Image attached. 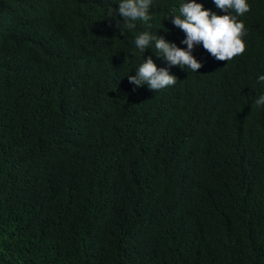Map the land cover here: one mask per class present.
<instances>
[{
    "label": "trees",
    "instance_id": "16d2710c",
    "mask_svg": "<svg viewBox=\"0 0 264 264\" xmlns=\"http://www.w3.org/2000/svg\"><path fill=\"white\" fill-rule=\"evenodd\" d=\"M0 0V264H264V0L246 50L196 72L135 38L187 50L192 0ZM217 15L213 0H195ZM151 57L176 83L135 86Z\"/></svg>",
    "mask_w": 264,
    "mask_h": 264
},
{
    "label": "clouds",
    "instance_id": "9594fccd",
    "mask_svg": "<svg viewBox=\"0 0 264 264\" xmlns=\"http://www.w3.org/2000/svg\"><path fill=\"white\" fill-rule=\"evenodd\" d=\"M152 0H120L117 15L124 23L118 24L123 35L122 28H135L136 21L148 22L151 19L149 9ZM214 4L222 11L229 9L235 15H217L210 10H205L203 5L185 2L179 8V15L173 16L172 23L180 28L186 38L182 41L187 45V50L167 42L157 34L144 31L135 38L136 47L143 53L152 48L154 44L155 54L163 58L171 66L189 68L196 72L202 67L192 55L194 45L201 44L218 61H231L246 50L243 37L247 34L245 24L237 17L250 11L247 0H213ZM129 83L139 87L147 84L150 90H161L176 83V77L166 68H158L151 57L143 60L134 76H128ZM258 82H264V75L258 77ZM255 104L264 106V95H261Z\"/></svg>",
    "mask_w": 264,
    "mask_h": 264
}]
</instances>
